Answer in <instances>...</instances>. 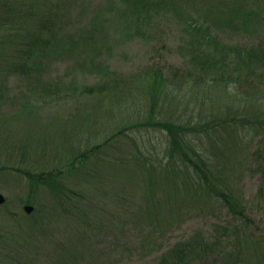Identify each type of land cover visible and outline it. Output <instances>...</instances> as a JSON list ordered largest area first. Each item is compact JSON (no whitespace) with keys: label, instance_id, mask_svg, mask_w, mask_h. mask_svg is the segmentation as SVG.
<instances>
[{"label":"rangeland","instance_id":"1","mask_svg":"<svg viewBox=\"0 0 264 264\" xmlns=\"http://www.w3.org/2000/svg\"><path fill=\"white\" fill-rule=\"evenodd\" d=\"M60 1L54 9L62 17L56 12L49 17L50 0L35 2V17L48 16L43 25L55 31L42 51L35 52L36 47L18 36L26 31L44 34L40 24L24 26L18 35L0 29V194L5 198L0 204V264H10V257L19 264H48L54 247L50 240L60 235L63 239L54 242L65 244L72 233L75 241H83L71 247L65 264H150L190 235L221 238L217 228L241 226L243 220L237 222L217 200L197 191L181 170L167 178L177 180L175 188L164 185L167 140L143 124L147 98L140 88L148 75L158 72L165 80L159 100L164 117L179 114L201 122L210 120L221 103L236 105L243 97L264 101L262 85L245 86L242 93L240 88L233 98L232 88L227 94L222 86L206 91L202 80L195 82L198 72L183 44L188 35L178 23L190 17L224 21L233 13L264 37V0H162L164 10L150 25L138 20L137 7L123 0ZM228 30L231 40H248L244 29ZM24 51L32 56L25 74L10 69L22 63ZM123 127L127 131L117 136ZM218 129L215 134L201 132L193 144L208 151L217 170L213 172L246 200L247 229L257 241L264 235V214L255 203L258 158L251 147L237 151ZM72 144L80 145L85 159ZM58 169L65 191L75 194L58 198V191L34 179L29 182L23 173ZM24 204L33 211L26 214ZM67 205L75 208L76 234ZM227 242L225 255L209 264H264V250L257 253L252 242L237 246L232 237Z\"/></svg>","mask_w":264,"mask_h":264},{"label":"trees","instance_id":"2","mask_svg":"<svg viewBox=\"0 0 264 264\" xmlns=\"http://www.w3.org/2000/svg\"><path fill=\"white\" fill-rule=\"evenodd\" d=\"M0 1V29L6 35H18L16 32L24 26L29 27L32 23H37L44 29V34L36 33L34 35L33 33L31 35L26 31L24 35L18 36L21 39H27L30 45L36 47L35 52L42 51L43 47L49 45L55 31L46 28L43 23L49 21V17L54 16L55 12L57 16H63L62 12L57 10L58 7L55 6L54 9V4L60 0H50L48 5L51 7L49 17L44 16L42 13L40 17H35V2L38 0ZM123 1L129 7L136 6V18L139 20L142 17L144 22L149 25L157 19L154 18L157 13L164 10L162 0H154L149 5L144 6L141 4L142 0ZM141 13H145V16L141 15ZM237 18L238 15L232 13L224 21L190 17L178 22L179 28L188 35L187 40H184L183 44L187 48L189 58L194 61V67L198 72V75L194 74L195 82L202 80L199 82H203V85L206 86V91L214 86H222V92L227 94V90L232 88V91H234L233 98L237 97L236 90L238 91L244 87L241 91L242 93L245 91V86L251 88L264 86V37L259 35L262 31L259 32L254 26L248 24L244 18ZM220 25L222 26L218 29ZM227 27L232 30L244 29V35L248 37V40H231L228 38L230 29L228 30ZM31 57V53L24 51L22 53V63L18 64V66L13 65L10 69L21 71L24 74L28 73ZM188 74L191 75V72ZM164 83L165 80L160 78L158 72H154L152 76L148 75L142 81L140 88L143 97L147 98L144 103L145 120L143 124L153 130L164 133L167 140L163 157L166 161L162 164L161 170L165 177L164 185L175 188L177 180L167 178L171 174L178 175V171L181 170L184 175L189 177L191 180L189 182L197 191L202 192L208 199L217 200L226 208L227 213L232 218L237 219V222L243 221L241 226H233V230L230 231L226 227L217 228L216 233L219 231L218 229L222 230L224 237L221 238H218V235L214 236V234L211 237L203 234L199 238L196 235H190L188 238L176 241L150 264H209L210 260L216 262V258L227 252V240H231V237L235 243L239 244L237 246L252 242L253 249L261 254V251L264 250V235H259V240L256 241L248 231L246 214L250 208L247 206L246 200L243 199L242 194L238 190L233 189L229 185L224 176H218L213 172L216 169L211 166L210 162L212 161L209 154L207 155L208 151L206 149L204 151L199 145L193 143L195 142V137L197 138L201 132L214 131L215 134L217 127L230 139L231 144L237 147V151H249V147H251L253 149L252 155L258 158L255 166L258 174L255 203L264 214V101L259 102L257 101L258 99L243 97L235 101L236 105L228 102L221 103L219 107L215 106L220 110L217 113H210V120L205 122L196 121L193 118L182 119L179 114L176 117H164V111L160 110L159 104ZM95 91L102 93L99 86L95 87ZM210 96L211 92L209 93ZM201 101L202 103L206 102L205 98ZM122 131L127 130L124 127L117 130V136L121 135ZM241 143H244V145H241ZM134 144L139 150L140 148L135 140ZM69 146L85 159L86 153L79 144ZM97 147L98 144L94 145L91 150H95ZM162 160L160 159L159 161L162 162ZM76 161H72L69 167L72 168L77 163ZM169 163L172 166H169ZM23 173L30 180L29 182L34 179L37 184H45L52 191H58V198L61 194L73 192L72 190L65 191L61 169L38 174H33L30 170H24ZM31 187H33L32 184ZM73 193L75 194V192ZM25 202L32 203V200L27 198ZM66 207L68 208L67 219L72 220L73 230L76 234L75 229L78 228V224L75 208L72 205H67ZM240 227L243 229L242 233H238V228ZM76 237L77 239L80 238L79 236ZM56 239V243H58L63 238L59 235L54 240ZM66 239L67 242L65 244L60 243L59 245L54 240H50V244L54 245V247L53 257L46 254L48 264H65L64 262L69 258V252L74 250L71 247L75 248L76 242L78 244L83 241L82 239L75 241L73 233L71 237L67 235ZM228 255L232 256L231 253ZM262 256L264 259V254ZM234 259L237 262L241 261L240 258L234 257ZM59 260L60 262L58 263ZM9 263L19 264V261L14 257H10Z\"/></svg>","mask_w":264,"mask_h":264},{"label":"water","instance_id":"3","mask_svg":"<svg viewBox=\"0 0 264 264\" xmlns=\"http://www.w3.org/2000/svg\"><path fill=\"white\" fill-rule=\"evenodd\" d=\"M3 201H4V198H3V196L0 194V203H2ZM24 210H25L26 212H30V211L32 210V206L25 205V206H24Z\"/></svg>","mask_w":264,"mask_h":264}]
</instances>
